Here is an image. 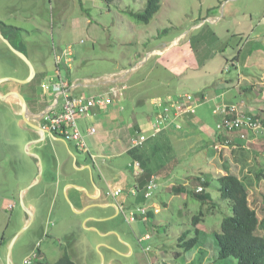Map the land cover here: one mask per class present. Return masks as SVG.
Returning <instances> with one entry per match:
<instances>
[{
  "label": "rangeland",
  "instance_id": "rangeland-1",
  "mask_svg": "<svg viewBox=\"0 0 264 264\" xmlns=\"http://www.w3.org/2000/svg\"><path fill=\"white\" fill-rule=\"evenodd\" d=\"M145 3L146 0H0V14L16 13L15 7L30 8L35 19L31 18L24 23L27 26L26 30L33 31L31 40L38 44L40 49L43 48L44 38L49 45L54 42L56 46L60 45L64 49L70 46L74 54L71 56L72 78L77 77L82 82L85 78L91 79L88 86L81 90L82 94L87 96L104 94L107 87L103 86L106 80L102 77L129 70L130 79H126L125 84L114 83L111 87H125L118 99V102L124 105L122 112L127 115L128 123H138L146 134L150 132L154 123L162 122L161 126L165 124L164 118L158 116L162 111L151 103L150 98L158 93L164 94L171 89L181 88L189 89V93L198 99V91L190 89L187 85L197 86L202 83L205 86L199 90L200 93L203 91L207 96H211L208 93L215 96L209 98L206 96L208 99L205 98L195 106L198 112L201 110L204 112V117L198 121L206 133L217 130L216 124L223 118L220 107L228 101L227 99L234 101L238 109L245 112L243 104L239 102L257 94L254 98L260 97L259 107H264V0H160L159 11L147 24L137 21L132 16L142 11ZM212 14L223 18L213 23L208 18ZM31 20L33 24L30 23ZM227 28L228 32L225 31ZM234 31L242 33L233 34ZM218 45L220 46L218 51L226 48V45L233 46L235 52L238 48L241 49L239 61L235 62V66L231 61L225 62V59L221 62L223 70L219 78H223L224 82L231 80V83L227 84L228 87H225L226 90L215 86L216 80L211 70L216 66L211 68L210 65L213 64L211 62L207 65L210 72L202 69L199 72L200 76L192 79V76L197 74L192 72V69L199 65L197 59H209L212 50ZM156 47L161 52L153 53L152 50ZM9 65L11 61L6 51L0 49V72L9 73ZM132 66L137 68L132 70ZM9 70L11 71V68ZM240 82L243 84L239 87ZM182 84L186 85L181 86ZM249 84L254 85L251 87ZM247 86L250 88H246ZM181 114V112L177 114L178 118ZM15 135H20V131L9 111L3 107L0 109V175L3 177L12 173L17 162L26 154L25 149L22 151L18 145L10 143L11 140H16ZM259 143V147L252 148L256 154L248 153L251 158L258 161L252 165L256 175L264 167L262 148L264 139ZM219 157L221 161L216 163L218 168L219 164H222L221 154ZM185 159L177 164L176 173L183 174V179L189 177L185 186L187 191L175 195L164 190L159 199L154 200L159 212L154 213V218L150 216L142 224V231L149 233V240L140 242L137 240V251L126 259L129 263H236L234 257L217 259L218 244L215 232L219 229L223 217L232 213V208L218 191V182L214 177L216 173H213L216 168L200 152L188 153ZM227 160L229 163H224L226 166L228 164V167L223 168L224 171L227 169L235 171V166L238 168L236 173L243 171L244 178H251L254 175L253 170L247 171L238 164L237 155L228 156ZM246 165L248 163H244V166ZM224 171V174L230 173ZM236 173L234 174L238 176ZM197 175H202L210 181L201 193L210 195V201L204 204L191 193L195 192L198 186V182L195 181ZM258 178L260 180L256 187H251V184L245 186L249 191L251 205L257 209L259 217H262L263 200L260 199L263 195L261 197L260 195L264 194V180L260 174ZM183 179L176 181L184 182ZM2 191L0 189V192ZM255 197L258 198L257 204L254 203ZM4 210L3 207L0 209V241L6 243L13 233L15 221H10V226H7L4 218L11 216L14 219L15 215L5 210L7 215L2 218L1 211ZM200 211L204 213V217L198 224V242L192 248L183 251L180 237L182 234H185L187 240L193 237L192 217ZM127 225L131 231L132 226H135L133 223ZM262 229L263 227L259 226L258 233H263ZM33 237L38 236L30 231L24 233L15 244V253L24 254L28 250L27 256L35 253L34 264L42 261L39 252L43 253L47 262L55 261L60 256L56 252L60 253L65 243L59 244L52 236L46 235L32 243L29 240ZM87 252L84 264H97L99 261L101 263V254L97 249Z\"/></svg>",
  "mask_w": 264,
  "mask_h": 264
},
{
  "label": "crops",
  "instance_id": "crops-1",
  "mask_svg": "<svg viewBox=\"0 0 264 264\" xmlns=\"http://www.w3.org/2000/svg\"><path fill=\"white\" fill-rule=\"evenodd\" d=\"M14 10L16 13L0 14V32L14 48L26 55L35 73L30 78L27 64L0 40V49L6 51L11 61L9 73L0 72V79L7 78L0 81V95L3 97H0V109L5 107L9 111L20 131V135H15L16 140H11L10 143L18 145L26 152L12 173L5 174V177L0 175V189L3 190L0 192V196H3L0 197V209L3 207L11 211V215H15L14 219L6 216L7 212L4 210L1 211L2 218L6 216L4 220L7 221V226H10V221H15L14 225L17 227L12 229L13 233L6 243L0 241V264H23L29 250L19 254L15 253L14 247L27 231L38 236L29 240L32 243L44 235L52 236L59 244L65 243L60 253L56 254L61 255L65 252L75 264H84L85 257L88 256L87 251L96 249L101 254V263L99 261L97 264H131L126 259L137 251V240L140 242L149 238V233H143L142 224L150 216L154 218L155 208H158L159 212L154 200L159 199L164 190L172 192L173 185L187 186L189 177L183 179V174L177 175L176 166L186 160L188 153L204 154L208 162L216 168L213 171L216 173L214 176L216 180L218 176L224 175L223 168L228 167L224 162L229 163L227 157L231 155H237L238 164L245 167V170L254 169L252 165L258 161L251 158L248 153L256 154L252 148L259 147V141L264 139V135L257 137L250 135L248 141H245L234 132L217 133L214 129L206 133L198 121L204 117L202 110L198 112V109H195L193 114L183 113L179 118L176 115L170 116L164 121L163 126L160 125L159 131H156L153 125L147 134L138 123H128L127 115L122 112L124 105L118 102L123 89L111 86L119 82L125 84L124 81L130 76L129 70L102 77L106 80L103 86L107 87V91L99 95L111 96L114 101L110 105L95 107L89 115L76 117L86 148H78L74 141L65 140L48 131L43 126V115L48 111L59 112L64 103L63 94L55 92L52 84L62 81L72 96H87L82 94L81 90L88 86L91 79L85 78L82 82L77 77L72 78L70 69L72 58L59 64L55 62L54 53L61 54L65 50L60 45L56 46L54 42L49 45L44 38L43 48L40 49L38 44L31 40L33 31L26 30L24 22L31 18L35 19L32 9L15 7ZM208 18L217 23L223 16L212 14ZM9 26H15L17 29ZM225 31L228 32L229 29ZM234 33L240 34L242 31ZM219 45L212 50L209 59H197L199 65L192 69V72L197 74L192 76V79H197L202 69L209 71L207 65L211 62L213 63L210 65L211 68L216 66L211 70L216 80L215 86L226 90L225 87L231 80L224 82L223 78H219L223 70L221 62L225 59V62L231 61L234 65L239 61L241 49L238 48L235 52L233 46L226 45V48L218 51ZM152 52L161 50L156 47ZM225 54L227 56H224ZM13 58L15 60H12ZM135 68L137 66H132V70ZM242 84L240 82L239 87ZM254 84L249 85L252 87ZM259 84L262 85L261 82ZM184 85L186 84L181 86ZM187 86L198 91L200 102L205 98L215 97L212 93H208L211 96H207L203 91L200 93L199 90L205 86L202 83ZM186 92L189 93V89H171L164 94L153 95L150 101L159 109L155 103L156 99ZM254 97L244 98V101L239 103L243 104L245 112L258 114L264 119V107H259L258 104L261 98ZM227 100L225 102H234ZM23 113L26 115L25 118L22 116ZM219 118L221 119V115ZM90 128H94L95 132L90 133ZM138 133L146 136V140L141 147L130 148L131 138ZM225 139H230V143L221 150L214 148L215 144L223 143ZM262 148L264 149L263 145ZM220 154L222 164H219L218 168L216 163L221 161ZM135 161L140 163L143 170L140 174L134 173L132 164ZM244 163L248 165L244 166ZM234 170L227 169L224 172L236 173L238 168L234 166ZM253 171L254 175L251 178H244L243 171L236 174L247 186L251 184V187H256L260 179L256 171ZM150 176L155 177L157 192L146 203L141 195ZM177 179H183L184 182H178ZM117 189H121V192L114 195L113 192ZM132 189L136 190L135 194L131 193ZM249 201L251 202V199ZM257 201L258 198L255 197L254 203L257 204ZM143 203L147 206L145 217L136 209ZM131 211L134 212L135 219L128 221V212ZM132 223L135 226H132L131 231L127 224ZM39 257L46 261L43 253L39 252Z\"/></svg>",
  "mask_w": 264,
  "mask_h": 264
},
{
  "label": "built area",
  "instance_id": "built-area-1",
  "mask_svg": "<svg viewBox=\"0 0 264 264\" xmlns=\"http://www.w3.org/2000/svg\"><path fill=\"white\" fill-rule=\"evenodd\" d=\"M73 56V51L70 46L62 51L61 54L54 53V60L56 63L61 61H69ZM53 90L57 93H62L64 96L63 108L59 112L48 111L43 115V126L48 129V131L59 135L65 140H72L75 142L78 148H86L82 133L78 127L76 117L80 115H89L91 110L95 107H104L110 105L114 99L107 95H95V96H72L70 92L65 88L67 85L62 82H54L52 84ZM125 87H122L124 89ZM199 99L186 92L178 93L177 95H167L164 98H158L155 103L158 105L159 110L162 114H158L159 117L164 118V121L170 116L176 115L181 112L193 114L195 113V106L199 103ZM220 113L223 118L220 122L216 124V129L219 132L236 133L238 137L242 140L248 141L249 136L253 135L255 137L264 135V119L257 117L256 114L247 113L238 109L236 104L223 103L220 107ZM163 121V122H164ZM162 122L154 123V128L159 131V127ZM90 133H94L95 129L90 128ZM156 134V133H155ZM154 134V135H155ZM153 135V136H154ZM146 140V136L141 134H136L131 138L130 148H139L143 145ZM230 140L225 139L223 143L215 144L214 148L221 150L222 147L229 144ZM134 173H142V168L138 161L133 164ZM157 184L155 182V177L150 176L149 181L144 188V199L145 202L149 201L155 193ZM203 190L202 185H198L195 189L196 192H201ZM121 192V189L114 190L113 194L117 195ZM131 193L135 194L136 190L132 189ZM147 203V202H146ZM146 204L143 203L139 205L136 209L143 215L146 216ZM154 212H158V208L154 209ZM127 219L132 221L135 219L134 212H128ZM32 256H27L23 260V264H34Z\"/></svg>",
  "mask_w": 264,
  "mask_h": 264
},
{
  "label": "trees",
  "instance_id": "trees-1",
  "mask_svg": "<svg viewBox=\"0 0 264 264\" xmlns=\"http://www.w3.org/2000/svg\"><path fill=\"white\" fill-rule=\"evenodd\" d=\"M160 9V0H146L142 11L132 14L137 21L142 23H149L154 15ZM4 23V22H3ZM6 26V25H5ZM12 29H17L15 26H9ZM231 104L233 102H225ZM248 113V112H247ZM257 117H260L256 114ZM260 177L264 178V167L259 171ZM259 174L257 176H259ZM147 178V182L149 181ZM195 181L198 185H202L205 189L210 181L202 175H197ZM146 182V184H147ZM218 191L220 195L228 201L231 205L232 213L223 217L219 229L215 232V238L218 244L217 259L234 257L235 264H264V232L258 233L259 226L264 230V214L259 217L257 209L254 208L248 198V189L244 181L236 176L234 173H226L217 177ZM185 186L176 184L172 186V193L175 195L181 194ZM201 192L191 191L199 200L209 202L210 195ZM190 192V190H188ZM262 210L264 211V194ZM144 197V192L141 195ZM259 201V202H260ZM204 213L200 211L192 217V224L194 225V235L188 240L185 239V234L180 237V245L182 250L186 251L198 242L199 239V222L203 219ZM39 264H75L70 259L68 254L62 253L55 261L46 262L40 261Z\"/></svg>",
  "mask_w": 264,
  "mask_h": 264
},
{
  "label": "water",
  "instance_id": "water-1",
  "mask_svg": "<svg viewBox=\"0 0 264 264\" xmlns=\"http://www.w3.org/2000/svg\"><path fill=\"white\" fill-rule=\"evenodd\" d=\"M0 40H2L16 56H18L21 60H23L27 64V66L29 68V72H30L29 77L32 78L34 76V73H35L34 67H33L32 63L30 62V60L26 57V55L24 53H22L21 51H19L18 49L14 48L11 45V43L8 41V39L2 35L1 32H0ZM4 79H7V78H2V79H0V81H2ZM0 97L3 98L2 95H0ZM22 116L25 118L26 117L25 113H23ZM12 243H13V241L9 245V251L11 250Z\"/></svg>",
  "mask_w": 264,
  "mask_h": 264
}]
</instances>
